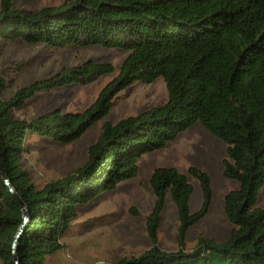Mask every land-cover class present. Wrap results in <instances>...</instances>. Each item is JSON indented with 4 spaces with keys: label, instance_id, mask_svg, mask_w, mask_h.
Returning a JSON list of instances; mask_svg holds the SVG:
<instances>
[{
    "label": "trees",
    "instance_id": "obj_1",
    "mask_svg": "<svg viewBox=\"0 0 264 264\" xmlns=\"http://www.w3.org/2000/svg\"><path fill=\"white\" fill-rule=\"evenodd\" d=\"M21 41L50 48L96 45L128 54L117 75L81 112L56 108L30 119L11 112L37 93L71 85H88L114 71L111 63L87 59L60 68L50 77L0 96V261L43 264L62 249L79 209L114 190L138 172V159L160 149L199 122L226 144L223 175L238 182L224 197L232 224L222 242L199 237L185 250L191 226L202 219L212 200L209 175L197 167L186 174L157 167L142 182L154 196L145 217L151 246L116 264H264V208L256 205L264 186V0H65L32 11L0 2V42ZM164 81L165 103L116 123L104 122L87 150L85 163L64 177L35 188L20 167L29 139L65 145L77 140L108 113L111 94L135 83ZM6 86L0 78V91ZM8 177L12 190L3 181ZM199 184L202 203L190 213L192 185ZM168 198L179 217L178 248L157 244ZM28 221L14 249L23 210Z\"/></svg>",
    "mask_w": 264,
    "mask_h": 264
},
{
    "label": "rangeland",
    "instance_id": "obj_2",
    "mask_svg": "<svg viewBox=\"0 0 264 264\" xmlns=\"http://www.w3.org/2000/svg\"><path fill=\"white\" fill-rule=\"evenodd\" d=\"M65 0H12L17 9L39 10ZM1 2V0H0ZM128 53L117 48L96 45L50 48L41 44L21 41L0 42V78L6 86L0 91L3 99L14 96L16 90L36 80L55 74L60 68L79 64L87 59L111 63L114 71L88 85H71L57 90L37 93L14 108L15 119H30L53 109L63 112H81L98 97L101 89L119 72ZM165 83L157 78L151 83L135 82L110 96L111 107L77 140L60 145L29 139L27 151L21 155L20 167L26 171L35 188L67 175L87 160L88 147L100 135L104 122L116 123L127 116L136 115L166 102ZM226 144L212 136L196 122L179 133L160 149L143 153L138 159V172L134 178L121 181L114 190L104 192L81 207L72 221L71 230L61 238L64 247L47 255L43 264H116L121 258L140 255L151 246L145 231V217L154 204V196L142 182L148 180L157 167H174L186 174L189 167L206 172L211 181L212 200L207 214L191 226L185 237V250H190L199 237L222 242L229 236L232 224L224 213V197L238 188V182L223 175ZM192 185L189 199L190 213L199 209L202 193L199 184L187 177ZM256 205L264 208V186L257 193ZM179 217L168 198L161 215L157 244L164 251L178 248ZM0 264H3L0 261Z\"/></svg>",
    "mask_w": 264,
    "mask_h": 264
},
{
    "label": "water",
    "instance_id": "obj_3",
    "mask_svg": "<svg viewBox=\"0 0 264 264\" xmlns=\"http://www.w3.org/2000/svg\"><path fill=\"white\" fill-rule=\"evenodd\" d=\"M2 176H3V181L5 182V184L10 188V190H12V188L10 186V182L8 180V177L4 173L2 174ZM19 202H20V205H21L22 210H23V219H24V222L19 227L18 232L16 234L15 241H14V245H13V248L14 249L17 247L18 241H19V239L21 237V234H22L23 230L25 229L26 223L28 221V209H27L25 203H23V201H21L19 199ZM15 262H16V264H18V260L16 258H15Z\"/></svg>",
    "mask_w": 264,
    "mask_h": 264
}]
</instances>
